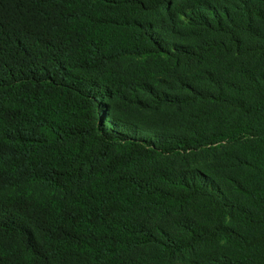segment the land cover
Instances as JSON below:
<instances>
[{
	"label": "trees",
	"instance_id": "obj_1",
	"mask_svg": "<svg viewBox=\"0 0 264 264\" xmlns=\"http://www.w3.org/2000/svg\"><path fill=\"white\" fill-rule=\"evenodd\" d=\"M262 22L253 0H0V264H264ZM197 99L238 119L132 120Z\"/></svg>",
	"mask_w": 264,
	"mask_h": 264
},
{
	"label": "rangeland",
	"instance_id": "obj_2",
	"mask_svg": "<svg viewBox=\"0 0 264 264\" xmlns=\"http://www.w3.org/2000/svg\"><path fill=\"white\" fill-rule=\"evenodd\" d=\"M256 3H261L264 7V0H253ZM262 28H264V22L261 23ZM244 64L241 61L235 63V69L242 68ZM215 72L220 73L221 75L232 74V71L226 70L224 65H219L214 68ZM220 103L212 101V99H197L189 104H186L182 109H177L172 106L162 105L153 110L139 111L138 113L132 116V120L135 121L138 125H149L150 127H163V128H175L179 124L178 120L184 115H189L190 118L197 119V124L201 127L207 128H217L225 127L237 120V113L235 111H221ZM220 150H230V144L226 141H223L219 144ZM208 146L202 147L199 149L201 162L200 165L203 166L204 162L213 160V153L207 149ZM199 161V160H198ZM206 171L214 175L212 170L206 169ZM225 176L223 170L220 169V172L217 173V176L220 183L225 188L226 184L222 177ZM219 177V178H218ZM222 179V180H221ZM221 252H230L229 249L224 246L220 249Z\"/></svg>",
	"mask_w": 264,
	"mask_h": 264
}]
</instances>
